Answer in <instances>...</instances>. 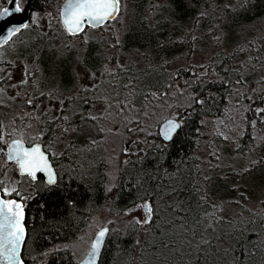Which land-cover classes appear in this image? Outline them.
I'll list each match as a JSON object with an SVG mask.
<instances>
[{"label": "rangeland", "instance_id": "obj_1", "mask_svg": "<svg viewBox=\"0 0 264 264\" xmlns=\"http://www.w3.org/2000/svg\"><path fill=\"white\" fill-rule=\"evenodd\" d=\"M47 1L39 0L44 10L33 11L28 27L0 49V187L6 197L16 196L24 203L34 193L35 186L6 159L7 143L16 137L36 143L45 140L61 171L70 170L68 162L74 165L75 160L79 164V169L72 167L76 174H97L109 187L115 186L118 165L129 159V153L132 158L147 151L165 119L187 115L186 109L194 102L188 92L192 84L188 76L198 72L200 77L224 63L222 67L239 75V84L232 87L223 113L200 124L196 138L195 152L205 181L203 201L207 203L203 231L227 234L239 217L242 221L264 217V108L251 121L249 149L240 150L248 104L257 96L264 101V64L256 62L253 56L257 52L250 53L246 46L247 41L263 37L264 18L251 22L233 40L221 20L226 15L222 11L231 14L247 0L220 1L221 17L210 14L216 6L214 0H202L198 16L180 28L169 27L168 33L177 40L168 46L170 54L159 57L158 49L145 50L126 39L141 26L139 9L142 12L147 5L152 11L150 20L159 23L157 14L166 20L170 0H121L114 21L81 36L70 35L61 21L64 0ZM26 2L22 0V6ZM175 30L180 34L174 35ZM260 43L254 44L256 49ZM92 46L97 48V66L86 55ZM47 55L68 62L71 84L65 83L55 66L46 67ZM78 116L84 119L79 121L80 127H74ZM50 126L61 129L45 139L42 136H47ZM74 144L79 146L72 153ZM147 202L139 201L141 205ZM158 206L161 212L162 205ZM131 207L114 211L109 203L91 214L74 238L47 252L68 248L79 262L95 233L105 225L110 226V237L115 240L131 231L139 238L135 228L143 222L137 221L146 217L142 209ZM207 235L196 240L194 250L204 246ZM114 264L128 262L120 255Z\"/></svg>", "mask_w": 264, "mask_h": 264}, {"label": "trees", "instance_id": "obj_2", "mask_svg": "<svg viewBox=\"0 0 264 264\" xmlns=\"http://www.w3.org/2000/svg\"><path fill=\"white\" fill-rule=\"evenodd\" d=\"M214 1L216 6L210 10V14H217L218 17H221L222 12L226 14L221 20L225 22L223 27L230 29L231 40L235 38L234 35L240 37L241 31L253 24L251 22L264 18V0H247L244 7L231 14L226 9L219 11L222 0ZM201 3L202 0H170L171 7L169 5L166 10V20L163 21L160 13L157 14L159 23L150 20L152 11L146 5L142 12L138 10L141 26L130 33L126 42L130 41L132 45L145 50L158 49V57L170 54V51L166 52L168 46L175 43L177 38L170 36L169 27L185 26L188 20L198 16L197 7ZM37 6L41 7L39 1L35 0V11ZM213 21L217 22V19ZM173 34H180L179 30ZM257 42L261 43L256 49L254 44ZM246 46L250 53L257 52L253 59L264 64V35L257 41H247ZM96 53L95 46L88 48L86 53L93 66L98 65ZM44 61L46 67L55 66L59 70L65 83H72L68 62L51 55H47ZM222 65L224 63L215 65L216 69L209 68L200 77L198 72L188 76V80L192 81L188 92L193 94L194 102L192 107L186 109L187 115L179 118L181 128L169 143H165L157 134L154 142L148 143L147 151L132 155V158L129 153V159L118 165L115 186L109 187L107 180L97 174L82 173L84 177L76 174L73 168L77 165L79 169V164L74 160L72 165L70 157L66 158L72 161L71 164L68 162L70 170L61 171L63 168L58 167L56 185L38 183L33 196L24 201L27 237L22 258L25 264H77L73 252L68 248L47 250L74 238L91 214L109 203L114 206V211H121L130 206L134 208L140 204V200L145 199L152 208L151 220L136 226L139 238L134 231L116 240L109 236L99 264H114L120 255L131 264L136 252L135 264H200L202 260L204 264H264L262 214L249 217L246 221L239 217L227 234L216 232L207 235L206 230L203 231L207 203L203 201L205 181L195 152L198 129L203 121L223 113L233 94L232 87L239 84V75L236 76L231 69ZM256 98L252 104H248L246 111V131L240 149L242 153L249 149L253 136L251 121L258 116V110L264 108L261 96ZM81 119L84 118H74L73 121H77L74 127H80ZM60 129L50 126L47 136L42 137L48 139V134L53 137ZM44 141L39 139L37 143L46 145ZM78 146H72V153ZM158 205H162L161 212ZM155 208L156 213H153ZM205 235L204 246L194 250L196 240Z\"/></svg>", "mask_w": 264, "mask_h": 264}, {"label": "snow or ice", "instance_id": "obj_3", "mask_svg": "<svg viewBox=\"0 0 264 264\" xmlns=\"http://www.w3.org/2000/svg\"><path fill=\"white\" fill-rule=\"evenodd\" d=\"M120 2L121 0H68L62 12L66 30L69 34L75 35L83 30L85 23L89 26L105 24L114 19L119 13ZM4 3H7L8 7H3ZM23 11L22 0H0V36L4 37L5 43L20 31L19 26L11 24L10 18ZM23 27H27V25H23ZM179 127V122L169 121L164 132V138L171 140ZM11 147L15 151L9 153V159L16 161L21 168V174H24V170L27 169L28 175L35 179V172L32 169L43 170L41 167L43 162V166L49 169L48 182L50 184L55 183L54 174L39 146L31 149H20L18 142H14ZM19 208L20 205L16 204L15 201H12V204L9 205L0 200V261H3L4 264H22L19 250L24 236V229L18 220ZM144 208L148 215L144 221L137 222L147 223L151 220V206L145 204ZM106 231V229L100 231L96 242L92 246L90 257L93 262L99 253L102 238L105 236Z\"/></svg>", "mask_w": 264, "mask_h": 264}, {"label": "water", "instance_id": "obj_4", "mask_svg": "<svg viewBox=\"0 0 264 264\" xmlns=\"http://www.w3.org/2000/svg\"><path fill=\"white\" fill-rule=\"evenodd\" d=\"M34 1L35 0H27V4L24 6V11L21 12V13H18L17 15H15V16H13V17L10 18L11 19V24L14 25V26H19L20 27V31L23 30L24 28H26V27H23V25H27L28 26V24H29V21H30V8H31V5L33 4ZM67 2H68V0H66L63 3L62 8H61V20H62V23H63L64 27H65V24H64V17L62 15V12H63L64 6H65V4ZM6 7H8V5ZM119 12H120V10H119ZM118 14L115 16L114 19H111L108 22L115 20L117 18ZM108 22H106L105 24L100 25V26H89L87 23H85L83 30L77 32V34H75V36L81 35L82 33L85 32V30L87 28H101V27L105 26ZM19 32H17V33H19ZM5 35H6V33H5ZM11 38L8 39L7 42L5 43L4 42V37L3 36H0V47L1 46H4L5 44H7L11 40ZM169 121L179 122V124H180L179 129L181 128V122L177 118L169 117V118L165 119L160 124L159 129H158L159 136H160V138L165 143L171 142V140L174 138V136L176 135V133L179 131V129H178V131L173 134V138L171 140L165 139L164 138V132L166 131V128H167V125H168V122ZM14 142H18V147L20 149H31V148L36 147V146H39L40 147L41 151L44 153V155L47 158L48 165L50 166V169H51L52 173L54 174L55 183L50 184L48 182V179H49V175H48L49 169L48 168H45L43 166V162L41 163V167L43 168V170L32 169L35 172V179H36L37 175L41 174V175L44 176V178H45V180H46V182H47L48 185H56L57 182H58V174H57V171H56L55 167L53 166V164H52V162H51V160L49 158L48 153L45 152V150H44V148H43V146L41 144L27 145L22 139L15 138V139L11 140L8 143V150H7V155H6L7 156V161L8 162H15L16 163V161L14 159H9V153L15 151V149L13 147H11L14 144ZM17 166H18L19 171L21 173V168L19 167L18 164H17ZM22 175H28V170L25 169L24 170V174H22ZM0 194H2L1 191H0ZM0 200L4 201L5 203H8L9 205L12 204V201L6 200L2 195H0ZM15 202H16V204H19L20 205V208L18 209V212L20 213L19 216H18V220L20 221V225L24 229V236H23V239L21 241V247H20V250H19V256H20V260L22 261V264H25V262L22 260V252H23L24 244H25L26 237H27V229H26V225H25V209H23V207H22V205H21L20 202H17V201H15ZM104 229H106L107 231L105 233V236L102 238V243L100 245L99 253H98L97 257H96V260L93 262L91 260V257H90V252L92 250L93 244L96 242V240L98 238V235H99L100 231L101 230H104ZM109 234H110V227L108 225L103 226L100 229H98V231L96 232V234L94 235V237L92 239L91 245H90V247H89V249H88L85 257L81 261H79L78 264H99V261H100V258H101V254H102L103 248H104V246L106 244V241L108 240ZM0 264H4V262L3 261H0Z\"/></svg>", "mask_w": 264, "mask_h": 264}, {"label": "flooded vegetation", "instance_id": "obj_5", "mask_svg": "<svg viewBox=\"0 0 264 264\" xmlns=\"http://www.w3.org/2000/svg\"><path fill=\"white\" fill-rule=\"evenodd\" d=\"M39 1V0H38ZM34 3V2H33ZM7 5V3H5L4 5H3V7H5ZM41 7H38L37 6V10L36 11H43L44 9V6H42V5H40ZM24 7V6H23ZM34 7H33V4L31 5V8H30V18H31V13L33 12V11H35V9H33ZM16 138H20V139H22L27 145H32V144H35V142H29V139H27V138H22V137H16ZM12 140V139H11ZM10 141V140H9ZM8 141V142H9ZM8 144V143H7ZM40 144V143H39ZM43 145V147H44V150L48 153V155H49V158H50V160H51V162H52V164H53V166L55 167V169H56V171H57V174H58V176H59V170H58V163H57V161L53 158V156H52V154H51V152L49 151V148L46 146V145H44V144H42ZM8 146V145H7ZM7 150H8V147H7ZM6 154H7V151H6ZM6 159H7V156H6ZM8 162V161H7ZM8 163H11V164H15L16 165V167H17V169H18V172H19V174H20V176H22V177H24V178H26V179H29L30 180V183L32 184V185H34L35 187H34V190H35V188H37L36 186H38V183L39 182H41V184H44V186L46 185V186H50V185H48L47 184V182H46V180H45V178H44V176L43 175H41V174H39V175H37V177H36V179H33V178H31L29 175H22L21 173H20V171H19V168H18V166H17V164L15 163V162H8ZM0 191H1V193H2V196L6 199V200H8V201H17V202H20L21 203V205H22V207H23V209H25V207H24V203H23V200L21 199V198H19V197H16V196H11V197H6L5 195H4V192H3V189L0 187ZM149 202H147V203H145V204H147V205H149L148 204ZM144 204V205H145ZM144 205H141V204H138V205H136L134 208H133V210H135V211H140L141 209L143 210V213H144V216L146 217L148 214L146 213V211H145V208H144ZM151 215V214H150ZM22 260H23V258H22Z\"/></svg>", "mask_w": 264, "mask_h": 264}, {"label": "bare ground", "instance_id": "obj_6", "mask_svg": "<svg viewBox=\"0 0 264 264\" xmlns=\"http://www.w3.org/2000/svg\"><path fill=\"white\" fill-rule=\"evenodd\" d=\"M52 1V0H51ZM51 3V2H50Z\"/></svg>", "mask_w": 264, "mask_h": 264}]
</instances>
